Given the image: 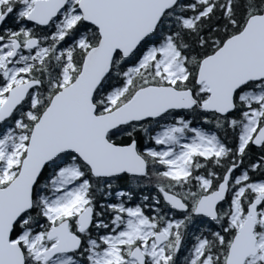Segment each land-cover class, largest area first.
Wrapping results in <instances>:
<instances>
[{"label": "snow or ice", "instance_id": "6c2138e0", "mask_svg": "<svg viewBox=\"0 0 264 264\" xmlns=\"http://www.w3.org/2000/svg\"><path fill=\"white\" fill-rule=\"evenodd\" d=\"M0 264H264V0H0Z\"/></svg>", "mask_w": 264, "mask_h": 264}]
</instances>
